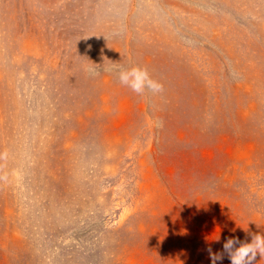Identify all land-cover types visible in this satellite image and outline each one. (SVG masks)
I'll list each match as a JSON object with an SVG mask.
<instances>
[{"label": "rangeland", "instance_id": "obj_1", "mask_svg": "<svg viewBox=\"0 0 264 264\" xmlns=\"http://www.w3.org/2000/svg\"><path fill=\"white\" fill-rule=\"evenodd\" d=\"M253 234L264 0H0V264H211Z\"/></svg>", "mask_w": 264, "mask_h": 264}, {"label": "clouds", "instance_id": "obj_2", "mask_svg": "<svg viewBox=\"0 0 264 264\" xmlns=\"http://www.w3.org/2000/svg\"><path fill=\"white\" fill-rule=\"evenodd\" d=\"M110 70L102 69V71ZM118 79L122 85L136 94H143L146 90L158 93L162 91L163 87L150 76L147 69L138 66L119 69ZM219 239L220 237L215 239V241H219ZM223 250V253H213L210 247L207 249L211 264H217V261H221L224 258V253L227 254L231 264H252L257 254L264 257V235L253 234L251 242H241L235 237L228 238L223 244Z\"/></svg>", "mask_w": 264, "mask_h": 264}]
</instances>
